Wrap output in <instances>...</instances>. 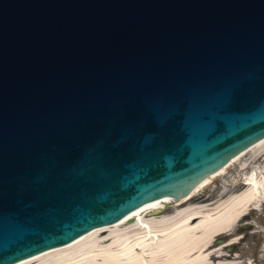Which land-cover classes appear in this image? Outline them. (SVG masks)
I'll use <instances>...</instances> for the list:
<instances>
[{"label":"water","instance_id":"95a60500","mask_svg":"<svg viewBox=\"0 0 264 264\" xmlns=\"http://www.w3.org/2000/svg\"><path fill=\"white\" fill-rule=\"evenodd\" d=\"M262 137L264 0H0V264L189 197Z\"/></svg>","mask_w":264,"mask_h":264},{"label":"bare ground","instance_id":"6f19581e","mask_svg":"<svg viewBox=\"0 0 264 264\" xmlns=\"http://www.w3.org/2000/svg\"><path fill=\"white\" fill-rule=\"evenodd\" d=\"M256 150L260 151L253 160L261 159L262 169L250 164L247 173L238 177L237 191L209 203L192 202L197 199L193 195L199 187ZM263 164L264 137L256 140L254 146L242 149L236 158L229 159L222 170L208 173L189 197L178 198L174 203L165 198L148 207H138L116 225L93 228L69 246L44 250L21 264H236V257L225 245L235 240L231 233L238 216L248 208L257 209L264 201ZM171 203V211L165 212L163 206ZM219 233L230 236L213 246L212 241Z\"/></svg>","mask_w":264,"mask_h":264},{"label":"flooded vegetation","instance_id":"af4514ba","mask_svg":"<svg viewBox=\"0 0 264 264\" xmlns=\"http://www.w3.org/2000/svg\"><path fill=\"white\" fill-rule=\"evenodd\" d=\"M232 235L235 236V240L226 244L225 249L229 253L232 252L238 264H264V201L257 209L248 208L238 216ZM220 236L226 241L230 234L221 233ZM243 245L245 247L253 245L248 255L244 254Z\"/></svg>","mask_w":264,"mask_h":264},{"label":"rangeland","instance_id":"374dc122","mask_svg":"<svg viewBox=\"0 0 264 264\" xmlns=\"http://www.w3.org/2000/svg\"><path fill=\"white\" fill-rule=\"evenodd\" d=\"M259 151L260 150H258V151L256 150V152L252 151L250 153L245 154L239 161H235V164H234L235 166L229 165L226 168V170L223 171V173L221 172L222 174L220 173V174L216 175L211 180H209L206 184L199 187V189L193 195V198L195 196H197V199L194 200L192 198L193 199L192 202L193 203H200V204L209 203V202H212V201H214L220 197H225L227 194H229L231 192L237 191L239 188H235V187L239 186V185L236 186L238 181L240 180L238 177L241 176V173H247V170L249 169L250 164L254 165V166H258L260 168L262 167L261 163L263 161L261 162L260 161L261 159H259L257 161L253 160V158L256 156L255 154H257ZM249 161H252V162L248 163L249 165L248 164L246 165V163ZM238 168H239V170H238ZM163 207L165 209V212H169L172 209V203L170 205H167L166 207L165 206H163ZM218 236H220V233L216 237H218ZM215 238L213 240L212 245L213 246L220 245L221 243H215ZM223 240H224V238H223ZM251 247H253V245H248L247 247H245L243 245L244 254L248 255ZM258 252H261V251L258 250ZM230 253L232 254V252H230ZM257 256H261V255H257ZM236 264H238V263H236Z\"/></svg>","mask_w":264,"mask_h":264}]
</instances>
